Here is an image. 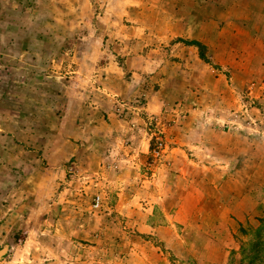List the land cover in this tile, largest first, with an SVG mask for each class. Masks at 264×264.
Segmentation results:
<instances>
[{"label": "crops", "instance_id": "crops-1", "mask_svg": "<svg viewBox=\"0 0 264 264\" xmlns=\"http://www.w3.org/2000/svg\"><path fill=\"white\" fill-rule=\"evenodd\" d=\"M25 1L28 4L21 10L10 8L17 24L9 22V32L1 30L8 35L0 45L8 57L10 73L36 76L19 81L34 85L36 90L42 88L43 81L37 77L48 72L83 76L77 80L79 84L74 78L50 82L57 95L63 93L62 85L72 91L63 102L52 100L53 107L63 104L66 109L60 116L54 108L47 111L52 126L59 125L50 150L36 152L39 156L50 154L47 165L57 187L75 183L70 178L63 182V175L73 165L81 179H89L82 183L95 182L101 190L100 222L117 213L132 218L139 233L166 242L180 230L190 240H202L196 248L211 251L207 253L211 264H221L228 244L226 237L219 235L233 237L241 225L253 224L264 212L260 116L251 114L252 124L238 117L234 125L223 126L232 121L231 111L240 109L241 92L237 97L232 92L245 90L252 80H264V0L140 2L131 6L135 17L131 25L122 19L96 21L92 7L103 0ZM134 11H151L153 20L149 22L160 32L154 33ZM61 14L66 17L58 19ZM190 43L201 45V54ZM17 57L19 61L34 59L35 64L15 69L12 62ZM38 60H50L51 66ZM91 73L96 77L93 81L86 77ZM142 92L145 95H140ZM106 94L128 102L143 96L146 115H160L175 100L184 103L187 115L166 134L168 164L155 171V180L145 179L148 144L142 134L118 119ZM213 108H223L224 113L209 114L214 113ZM111 186L116 197L110 199L107 192ZM68 199L66 205L74 204L76 197ZM108 204L111 208L105 206ZM11 215L6 212L0 217L1 234L6 232ZM82 235H88L86 228ZM176 243L183 246L179 240ZM200 257L201 262L206 261L202 254Z\"/></svg>", "mask_w": 264, "mask_h": 264}, {"label": "rangeland", "instance_id": "rangeland-1", "mask_svg": "<svg viewBox=\"0 0 264 264\" xmlns=\"http://www.w3.org/2000/svg\"><path fill=\"white\" fill-rule=\"evenodd\" d=\"M24 1L0 0V23L6 22L4 27H0L2 44L6 43L8 35L2 34L1 30L5 29L9 32L8 23L17 24L14 18L16 15L10 9L11 6L21 10L28 4V1H25L26 4ZM140 2H152V0H103L96 7H92V12L98 18L95 19L96 21L107 19L108 22H117L122 19L126 25H131V18L135 21L134 14L130 10L131 6ZM42 14L47 17V12ZM65 17L61 14L58 19ZM136 18L138 20L142 18V23L152 28L149 22V19H152L151 11H140ZM160 30L156 28L154 31L152 28L154 33ZM6 57L0 45V217L6 212L12 214L10 220L6 222V232L0 233V264H211L207 257V253L211 254V251L199 252L196 248L203 244L202 240H190L180 230L178 234L170 236L169 241L166 242L160 241L161 239L156 235L139 233L140 231H137L131 222L132 218H126L117 213L111 214L114 218L108 217L107 221L100 222L99 215L103 211L101 190L95 182L93 184L82 183L89 179L85 177L81 179L82 175L75 170L73 165H70L68 173L63 175L65 176L63 182L65 183L66 179L70 178L75 179V183L73 182L70 186L64 184L57 187L51 178L50 165H47V156L50 154L46 152L43 156H39L36 152H42V148L50 150V142L52 138H55L57 123L54 127L52 126L53 122L50 121L51 116L47 114V111L54 108L57 110L56 115L60 116L66 109L63 104L60 107L55 105L53 107L52 100L58 98L62 101L67 98L68 94H72V91L65 89L67 85H62L64 91L57 95L50 82L54 78H64L63 82H69L68 78H74L78 82L77 80L82 79L83 76L79 74L56 75L48 72L37 77L43 81L41 82L42 88L36 90L35 87L32 88L34 85L31 87L19 82L26 78L34 80L36 76H24L15 71L10 73L7 68L10 67L9 60ZM150 59L147 61L149 62ZM34 61L31 58H22V61H19L17 57L12 62V66L15 69L23 68L26 63L34 65ZM105 61L109 64V59ZM38 63L51 66L50 60L42 62L38 60ZM86 77L92 78L93 73ZM129 77L131 76H128L130 82L133 79ZM95 78L94 75L92 81ZM258 81L261 82L257 83L252 80L243 91L232 92L235 97L241 92L239 95L241 96L239 97L240 109L231 111L232 121L223 125L224 127L234 125L238 117H243L244 121L252 124L253 115H259L260 125L264 129V80L258 79ZM106 95L113 101L114 113L116 103H129L128 100L124 101L116 96ZM140 95H145V93L142 92ZM140 95L133 97L130 101ZM74 96L75 94L73 98ZM142 97H139L143 104L141 117L153 116L145 114L146 101L144 102ZM183 104L175 100L167 108L165 106L160 115H154L158 116L167 126L163 133L165 150L160 162L153 163L148 154L145 165L147 169L145 179L148 182L155 180L154 174L157 169L168 164L165 161L166 134L169 129L181 125L182 119L187 115ZM193 109H195L194 105ZM222 109L216 111L213 108L214 113L209 114L220 113V111L224 113ZM130 116H132L131 120L117 117L127 122L129 129L142 134V140L150 146L148 126H145L134 114ZM39 118L40 122H38ZM24 167L26 170H22ZM107 193L110 199L116 197L112 186ZM70 196L71 198L76 197L75 203L66 205L67 198L70 200ZM97 197L100 198V205L95 208ZM105 206L111 208L109 204ZM261 219H264V212L260 218L253 219V224L247 222L241 225L233 237L228 234L219 235L226 237L228 244V249L224 250L226 258L221 264H250L249 261L252 258H255L253 264H264V245L260 243L259 248L255 251L251 250V245L257 242L255 233L260 226ZM2 222L0 218V225ZM107 227L108 231H101ZM84 228L88 235H82ZM219 231L221 232L222 229ZM177 240L183 242L184 248L176 243ZM40 245L44 246L43 250L38 247ZM201 254L206 261H200Z\"/></svg>", "mask_w": 264, "mask_h": 264}, {"label": "built area", "instance_id": "built-area-1", "mask_svg": "<svg viewBox=\"0 0 264 264\" xmlns=\"http://www.w3.org/2000/svg\"><path fill=\"white\" fill-rule=\"evenodd\" d=\"M144 101V99H143ZM115 113L119 118L131 120V114L137 116L145 126H148L150 137L149 154L154 162H160L165 150L163 142V133H165L166 124L162 123L158 116L141 117L142 103L139 97L133 99L129 103H116ZM134 124V123H133ZM100 205V198H96L95 208Z\"/></svg>", "mask_w": 264, "mask_h": 264}, {"label": "trees", "instance_id": "trees-1", "mask_svg": "<svg viewBox=\"0 0 264 264\" xmlns=\"http://www.w3.org/2000/svg\"><path fill=\"white\" fill-rule=\"evenodd\" d=\"M188 45H193V46H196L199 50H200V54L201 52L203 51L202 49V46L197 44V43H190ZM201 56V55H200ZM203 57V56H202ZM243 231V230H242ZM255 237L257 239V242L253 243L251 245V250H256L257 248H259L258 246H260L261 244L264 245V219H261L260 220V226L259 228L257 229L256 233H255ZM261 243V244H260ZM254 259L255 258H252L250 259V264H253L254 263Z\"/></svg>", "mask_w": 264, "mask_h": 264}]
</instances>
